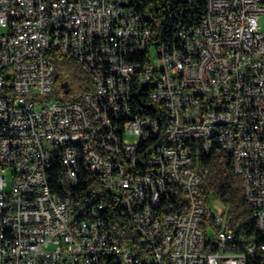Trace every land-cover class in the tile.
I'll list each match as a JSON object with an SVG mask.
<instances>
[{"label": "built area", "instance_id": "1", "mask_svg": "<svg viewBox=\"0 0 264 264\" xmlns=\"http://www.w3.org/2000/svg\"><path fill=\"white\" fill-rule=\"evenodd\" d=\"M263 14L264 0H0V264L264 263V243L253 262L228 249L193 166L194 141L228 154L264 236ZM51 47L84 66L80 99L52 95Z\"/></svg>", "mask_w": 264, "mask_h": 264}, {"label": "trees", "instance_id": "2", "mask_svg": "<svg viewBox=\"0 0 264 264\" xmlns=\"http://www.w3.org/2000/svg\"><path fill=\"white\" fill-rule=\"evenodd\" d=\"M202 9V7H201ZM200 10V9H198ZM47 57L50 58L55 66L54 76V92L52 95H58L64 91L61 87V83L72 79V88L75 85V80L71 76H66L65 68L75 67L78 72H84L80 66H83L73 58L62 54L58 50L51 47L47 53ZM66 66V67H65ZM81 78H85L86 85L80 86L79 92L73 96L57 97L63 100H78L86 90L90 89V77L88 75H79ZM72 88L70 90H72ZM153 110V109H152ZM154 116L159 117L161 123L165 120L163 113L157 114L154 110L151 111ZM193 157L194 168L202 179L201 193L205 198H215L225 207L227 210L228 218L231 222V226L234 232V238L230 241L231 245L229 250L234 252H244L248 255L246 249L249 245L256 243L260 245L264 243V236L261 234L255 217L252 212V206L246 201L244 197V181L243 178L236 174L233 169V164L230 156L221 150H212L209 153H205L196 141L193 142ZM81 166H84L83 164ZM50 182L53 190L60 193L61 197H69L70 185H67V180L64 178L65 170H62V166L59 161H54L50 170ZM156 204L165 203L164 198L156 197ZM106 219L116 227V221L118 220L117 212L115 210H106ZM248 261L253 262V255H248ZM255 264L261 263L259 259L254 261Z\"/></svg>", "mask_w": 264, "mask_h": 264}, {"label": "bare ground", "instance_id": "3", "mask_svg": "<svg viewBox=\"0 0 264 264\" xmlns=\"http://www.w3.org/2000/svg\"><path fill=\"white\" fill-rule=\"evenodd\" d=\"M79 153H80V166L83 164L84 166L81 167H90V159H89V147H79ZM64 178L66 179V175L64 174ZM67 180V179H66ZM155 196L156 197H161L164 198L165 200V196L162 195V192H155ZM218 205H222L220 203V201H218ZM163 204V203H161ZM225 212H227V210L224 207ZM227 220H229L228 215H227ZM116 225L118 227L115 228V226L113 225V228L115 229H122V221L121 219H118L116 221ZM234 238V232L231 227H228V230H226V241L230 242L232 239ZM251 245H257L256 243H253ZM248 255H253L252 251H247ZM248 255L246 253H244V261L249 262L248 261ZM114 262H123V254L122 252H114Z\"/></svg>", "mask_w": 264, "mask_h": 264}, {"label": "rangeland", "instance_id": "4", "mask_svg": "<svg viewBox=\"0 0 264 264\" xmlns=\"http://www.w3.org/2000/svg\"><path fill=\"white\" fill-rule=\"evenodd\" d=\"M259 23L264 27V14L261 15V17H260V19H259ZM2 31H3V29L0 27V32H2ZM65 67H66V66H65ZM81 67H82V68H81ZM80 68H81L84 72H82V73L80 72V73H79V72H78V69H79V68L76 69L75 67H69V66H67V67L65 68L66 76H71V77H73L74 80H75V85H74V87L72 88L71 93L68 94V95H66V96H73L75 93H77V92L80 91V89H81L82 86H84V85L87 84L88 81H86L85 78H81V76H79L80 74H81V75H87V72H86L84 66H80ZM80 86H81V87H80ZM60 96H64L63 92L59 93L58 95H54V98H56V97H60ZM8 175H10V174H8Z\"/></svg>", "mask_w": 264, "mask_h": 264}, {"label": "water", "instance_id": "5", "mask_svg": "<svg viewBox=\"0 0 264 264\" xmlns=\"http://www.w3.org/2000/svg\"><path fill=\"white\" fill-rule=\"evenodd\" d=\"M61 87L64 89V93L68 94L69 93V88H68V83L67 81H64L61 83Z\"/></svg>", "mask_w": 264, "mask_h": 264}, {"label": "flooded vegetation", "instance_id": "6", "mask_svg": "<svg viewBox=\"0 0 264 264\" xmlns=\"http://www.w3.org/2000/svg\"><path fill=\"white\" fill-rule=\"evenodd\" d=\"M66 81H67V83H68V88L71 89L72 86H73V84H72V79H68V80H66Z\"/></svg>", "mask_w": 264, "mask_h": 264}]
</instances>
